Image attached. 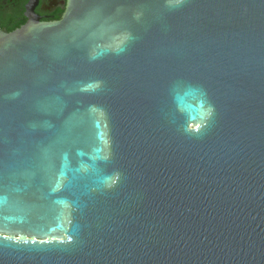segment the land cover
Listing matches in <instances>:
<instances>
[{
    "label": "water",
    "instance_id": "95a60500",
    "mask_svg": "<svg viewBox=\"0 0 264 264\" xmlns=\"http://www.w3.org/2000/svg\"><path fill=\"white\" fill-rule=\"evenodd\" d=\"M0 32V264H264V0H67Z\"/></svg>",
    "mask_w": 264,
    "mask_h": 264
},
{
    "label": "flooded vegetation",
    "instance_id": "af4514ba",
    "mask_svg": "<svg viewBox=\"0 0 264 264\" xmlns=\"http://www.w3.org/2000/svg\"><path fill=\"white\" fill-rule=\"evenodd\" d=\"M31 0H0V32L14 31L28 21V5ZM34 12L41 21L62 18L67 0H33Z\"/></svg>",
    "mask_w": 264,
    "mask_h": 264
}]
</instances>
